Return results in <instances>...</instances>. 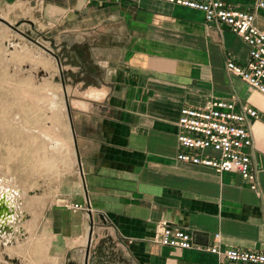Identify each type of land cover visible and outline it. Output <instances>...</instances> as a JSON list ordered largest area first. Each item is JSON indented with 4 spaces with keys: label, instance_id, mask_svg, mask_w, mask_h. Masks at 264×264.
<instances>
[{
    "label": "crops",
    "instance_id": "1",
    "mask_svg": "<svg viewBox=\"0 0 264 264\" xmlns=\"http://www.w3.org/2000/svg\"><path fill=\"white\" fill-rule=\"evenodd\" d=\"M223 1L253 9L259 0ZM36 4L53 27L80 17L92 28L95 15V25L115 24L122 34L117 49L102 53L76 38L67 69L39 57L46 62L38 66L41 84L53 95L39 106L55 115L32 132L61 162L52 180L34 178L36 189L10 175L14 214L0 253L11 264H220L208 250L213 245L264 252V95L226 69L228 60L244 64L246 43L223 25H208L199 11L163 2ZM220 99L261 115L247 125L254 189L238 173L176 160L180 110ZM5 163L0 170L18 168ZM160 222L188 231L192 247L159 244Z\"/></svg>",
    "mask_w": 264,
    "mask_h": 264
},
{
    "label": "rangeland",
    "instance_id": "2",
    "mask_svg": "<svg viewBox=\"0 0 264 264\" xmlns=\"http://www.w3.org/2000/svg\"><path fill=\"white\" fill-rule=\"evenodd\" d=\"M36 5V0H0V165L5 161V165L18 167L0 170V192L3 193L11 187V174L17 176L20 184L30 181V188L36 189L34 178L44 175L52 180L61 162L59 155L50 151L51 144L32 132L44 120L52 122L55 115L52 107L48 113L39 106L44 97L49 100L53 97L52 90L41 84L38 66L46 62L39 57H54L67 69L68 54L73 51L70 44L76 38H86L94 53H102L108 48L117 49L122 34L121 27L115 24L109 26L98 21L95 25V15L92 28L86 29L80 17L71 26L53 27L43 6ZM67 77L66 74V82ZM60 93L67 98V91L65 96L63 91ZM4 174L9 181L2 179ZM5 244L0 239V247ZM0 264H11L3 253H0Z\"/></svg>",
    "mask_w": 264,
    "mask_h": 264
},
{
    "label": "built area",
    "instance_id": "3",
    "mask_svg": "<svg viewBox=\"0 0 264 264\" xmlns=\"http://www.w3.org/2000/svg\"><path fill=\"white\" fill-rule=\"evenodd\" d=\"M199 11L208 25H223L238 35L248 47L244 64L228 60L226 69L251 89L264 95V0L253 9L235 7L223 0H152ZM251 106L237 107L234 101L213 100L201 108L184 107L177 120L176 160L210 168L217 174L234 172L253 184L255 172L250 154L252 146L249 120H260ZM4 193L1 191L0 195ZM72 211L91 212L89 205L65 203ZM156 241L162 246L189 249L192 238L188 231L166 222L156 226ZM218 238V235H215ZM221 256L220 264H264V252L225 248L208 249Z\"/></svg>",
    "mask_w": 264,
    "mask_h": 264
},
{
    "label": "bare ground",
    "instance_id": "4",
    "mask_svg": "<svg viewBox=\"0 0 264 264\" xmlns=\"http://www.w3.org/2000/svg\"><path fill=\"white\" fill-rule=\"evenodd\" d=\"M52 140V139H51ZM53 145V144H52ZM54 146V145H53ZM8 188V187H7ZM8 194V192H5L2 196L0 195V203L4 202L5 201V204L6 205H9V206H12L10 201H9V198L6 196ZM13 208V207H12ZM13 221V217L12 216H7V215H2L0 217V239L1 240H6L8 238V231L7 230H3L5 228L9 229V226L8 224ZM10 231V230H9Z\"/></svg>",
    "mask_w": 264,
    "mask_h": 264
},
{
    "label": "water",
    "instance_id": "5",
    "mask_svg": "<svg viewBox=\"0 0 264 264\" xmlns=\"http://www.w3.org/2000/svg\"><path fill=\"white\" fill-rule=\"evenodd\" d=\"M11 209V210H10ZM12 216L13 210L12 207L5 204V201L0 203V217L2 215Z\"/></svg>",
    "mask_w": 264,
    "mask_h": 264
}]
</instances>
